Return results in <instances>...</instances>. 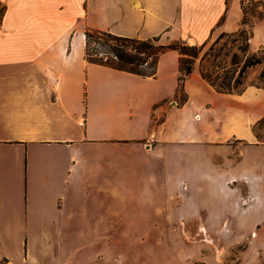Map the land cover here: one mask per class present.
Listing matches in <instances>:
<instances>
[{
  "label": "crops",
  "instance_id": "1",
  "mask_svg": "<svg viewBox=\"0 0 264 264\" xmlns=\"http://www.w3.org/2000/svg\"><path fill=\"white\" fill-rule=\"evenodd\" d=\"M0 1V264H178L207 251L126 240L223 239L231 225L264 264V62L227 92L201 55L181 80L175 48L154 75L85 55L88 28L204 47L247 28L260 51L248 0Z\"/></svg>",
  "mask_w": 264,
  "mask_h": 264
},
{
  "label": "rangeland",
  "instance_id": "2",
  "mask_svg": "<svg viewBox=\"0 0 264 264\" xmlns=\"http://www.w3.org/2000/svg\"><path fill=\"white\" fill-rule=\"evenodd\" d=\"M249 17L255 15L252 12V8L256 7V4L248 1L246 3ZM3 3L0 1V12L2 11ZM190 45H194L193 40L186 42ZM200 46V45H197ZM200 52L201 59L200 68H204V72L209 75V81L224 83L229 82L231 85H238L239 88L244 86V79L242 83L235 82L237 77H240L239 72L243 65L244 59L247 54H251L246 49L247 38L246 34L237 31L233 33H222L219 37L214 39L206 47L201 46ZM105 48H99L102 52ZM208 52L205 59L202 58L203 54ZM264 56V51L260 52ZM200 55L198 57H200ZM195 60V59H194ZM232 60H236L232 63ZM187 70L182 71L183 73ZM259 78V77H258ZM256 79L257 83L261 79ZM264 77L262 78V84L264 85ZM180 101L185 98V93L180 90ZM255 128L264 136V119L255 124ZM234 226V228H233ZM234 231L229 233L232 237L217 238V239H194V238H150L148 240H126L127 247L135 248L143 245V248L147 250H191L193 248H202L207 251V259H193L189 258L181 261L178 264H260L261 260L258 258V250L254 248L252 241V233H248L247 237L239 238L240 233L237 225H231L230 227ZM121 240H118V245ZM124 243V242H123ZM142 243V244H141ZM173 251V252H174ZM204 255V254H203ZM254 259V257H256Z\"/></svg>",
  "mask_w": 264,
  "mask_h": 264
},
{
  "label": "trees",
  "instance_id": "3",
  "mask_svg": "<svg viewBox=\"0 0 264 264\" xmlns=\"http://www.w3.org/2000/svg\"><path fill=\"white\" fill-rule=\"evenodd\" d=\"M251 3L256 4L255 8H252V12L255 16L262 18L264 16V2L262 0H249ZM4 5L0 16L3 14ZM244 17L243 22L249 21L248 9L246 4L243 5ZM246 34L247 47L249 51L248 39L250 31L247 28L239 30ZM105 48L102 52L99 48ZM175 48L182 54L181 57V70H187L192 65L194 59L200 55L202 50L201 46L197 44L190 45L186 42L174 40L168 43L160 41L159 36H152L148 38H139L133 36H126L114 33L109 30L88 28L86 30V44H85V55L86 58L98 63L110 65L119 69L139 73L142 75H154L157 70V64L160 55L167 49ZM264 49L260 51L250 52L247 54L243 65L240 69L239 75L235 79V82L242 83V76L244 75L245 69L252 64L258 62H264V56L260 54ZM208 52L203 54L202 58L205 59ZM236 60H232L235 63ZM200 71L207 79L209 75L204 72V68H200ZM186 72V71H185ZM264 77V68L261 71L259 78L262 84V78ZM184 75L180 77L183 80ZM210 80V79H208ZM264 81V80H263ZM211 83L220 91H240L243 87L239 88L238 85H231L229 82L217 83L211 81Z\"/></svg>",
  "mask_w": 264,
  "mask_h": 264
},
{
  "label": "built area",
  "instance_id": "4",
  "mask_svg": "<svg viewBox=\"0 0 264 264\" xmlns=\"http://www.w3.org/2000/svg\"><path fill=\"white\" fill-rule=\"evenodd\" d=\"M249 1V0H248ZM246 1V3L248 2ZM80 123H84L86 121V117L85 116H81V118H79Z\"/></svg>",
  "mask_w": 264,
  "mask_h": 264
},
{
  "label": "water",
  "instance_id": "5",
  "mask_svg": "<svg viewBox=\"0 0 264 264\" xmlns=\"http://www.w3.org/2000/svg\"><path fill=\"white\" fill-rule=\"evenodd\" d=\"M190 69H191V66L188 67L187 72H188V70H190Z\"/></svg>",
  "mask_w": 264,
  "mask_h": 264
}]
</instances>
